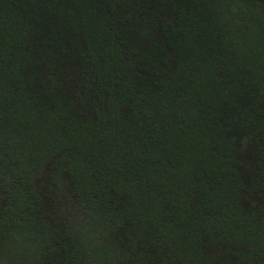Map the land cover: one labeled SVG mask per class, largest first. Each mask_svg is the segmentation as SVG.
<instances>
[{"label":"trees","instance_id":"trees-1","mask_svg":"<svg viewBox=\"0 0 264 264\" xmlns=\"http://www.w3.org/2000/svg\"><path fill=\"white\" fill-rule=\"evenodd\" d=\"M243 1L0 0V264H264Z\"/></svg>","mask_w":264,"mask_h":264},{"label":"rangeland","instance_id":"rangeland-1","mask_svg":"<svg viewBox=\"0 0 264 264\" xmlns=\"http://www.w3.org/2000/svg\"><path fill=\"white\" fill-rule=\"evenodd\" d=\"M219 1H222L223 4L227 3L226 5H228V6L224 5V7L222 6V11H225V14L227 15V17L230 21L229 23H231L233 25V27L231 26L232 28H234L235 25L240 24V22L246 23L247 16L244 15L243 13L240 14L237 11V8H243L245 6L243 3L244 2L243 0H219ZM144 5H145L146 9L150 10L151 14H154V9L152 10L150 7H148V6H150V4L148 2H145ZM229 5H230V7H229ZM151 6H152V4H151Z\"/></svg>","mask_w":264,"mask_h":264}]
</instances>
